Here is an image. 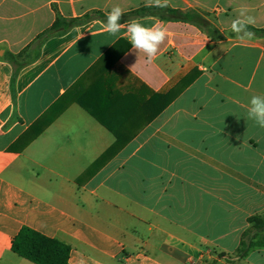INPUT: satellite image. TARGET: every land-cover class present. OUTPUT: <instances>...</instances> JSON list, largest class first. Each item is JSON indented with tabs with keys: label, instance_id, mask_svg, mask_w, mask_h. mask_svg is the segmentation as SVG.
I'll use <instances>...</instances> for the list:
<instances>
[{
	"label": "crops",
	"instance_id": "1",
	"mask_svg": "<svg viewBox=\"0 0 264 264\" xmlns=\"http://www.w3.org/2000/svg\"><path fill=\"white\" fill-rule=\"evenodd\" d=\"M151 4L0 0V264H34L11 249L23 226L68 244V264H264V247L237 255L248 218L264 216V128L247 117L264 95V37L213 40L156 17L113 36L94 19L35 55L56 10ZM168 6L209 12L221 31L243 7L264 27V0ZM131 22L167 28L151 62L129 43Z\"/></svg>",
	"mask_w": 264,
	"mask_h": 264
},
{
	"label": "trees",
	"instance_id": "2",
	"mask_svg": "<svg viewBox=\"0 0 264 264\" xmlns=\"http://www.w3.org/2000/svg\"><path fill=\"white\" fill-rule=\"evenodd\" d=\"M56 15L54 23L48 29L40 33L32 43V46H34L33 49H36V56L38 54V47L46 39L60 35L74 26L85 24L94 19H99L105 23L107 17V14L101 11H92L81 17L64 18L56 10ZM143 17H156L161 20L192 24L213 40H223L227 37H234L236 35V33L231 30L221 31L215 24L212 15L209 12L198 8L183 10L172 8L170 6L163 8L156 7L154 4H151V6L142 5L138 8L124 12L120 23L122 24ZM248 30L255 36L264 37V27L257 28L248 25ZM24 52H20L17 55L6 54V58L17 63V60L23 56ZM19 67L20 64L14 69V78ZM190 82L191 78L185 80L184 85ZM177 93L178 91L174 90L173 97H175ZM116 149L117 144L106 151V153H104L96 162V167H94L93 170H96L100 164L106 162L112 157L115 154ZM248 222L252 224V227L251 230L244 232L242 235L240 246L237 250V255L239 257L246 256L252 249L264 247V216H251L248 218ZM11 249L18 256L25 258L34 264H68L71 251V247L68 244H65L58 239L48 237L27 226H23L13 238Z\"/></svg>",
	"mask_w": 264,
	"mask_h": 264
},
{
	"label": "clouds",
	"instance_id": "3",
	"mask_svg": "<svg viewBox=\"0 0 264 264\" xmlns=\"http://www.w3.org/2000/svg\"><path fill=\"white\" fill-rule=\"evenodd\" d=\"M168 3L169 0H154L156 7H167ZM248 12L247 8H240L238 16L232 20L230 25L231 31L236 33L241 40L253 36V33L248 30V25L254 23V17ZM122 16L123 9L120 6H114L107 14L106 22L103 25L104 31L113 36L118 34L122 27L120 23ZM127 34L132 48L144 53L147 60L151 62L157 56L160 45L166 40L168 30L162 26L147 27L138 22H131L127 25ZM247 117L254 120L259 127L264 128V95L251 97Z\"/></svg>",
	"mask_w": 264,
	"mask_h": 264
}]
</instances>
